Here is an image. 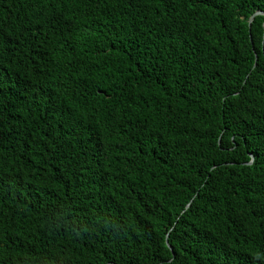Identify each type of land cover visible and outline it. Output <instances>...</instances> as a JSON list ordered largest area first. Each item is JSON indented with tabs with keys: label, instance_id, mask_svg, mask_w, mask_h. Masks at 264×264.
I'll list each match as a JSON object with an SVG mask.
<instances>
[{
	"label": "trees",
	"instance_id": "trees-1",
	"mask_svg": "<svg viewBox=\"0 0 264 264\" xmlns=\"http://www.w3.org/2000/svg\"><path fill=\"white\" fill-rule=\"evenodd\" d=\"M260 11L0 0V264H264Z\"/></svg>",
	"mask_w": 264,
	"mask_h": 264
},
{
	"label": "water",
	"instance_id": "water-1",
	"mask_svg": "<svg viewBox=\"0 0 264 264\" xmlns=\"http://www.w3.org/2000/svg\"><path fill=\"white\" fill-rule=\"evenodd\" d=\"M258 15H264V12H256L251 18H250V20H249V27H251V24H252V22H253V20L255 19V17L256 16H258ZM258 60V57H256V61ZM256 66V65H255ZM253 159H254V157L252 156V161H253ZM252 163V162H251ZM188 207H189V205H188ZM167 243H168V238H167Z\"/></svg>",
	"mask_w": 264,
	"mask_h": 264
}]
</instances>
